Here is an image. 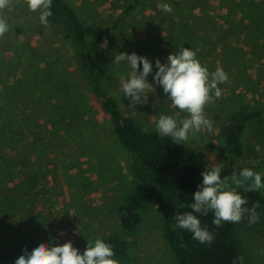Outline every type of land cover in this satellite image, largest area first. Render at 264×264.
I'll list each match as a JSON object with an SVG mask.
<instances>
[{"label":"rangeland","instance_id":"1","mask_svg":"<svg viewBox=\"0 0 264 264\" xmlns=\"http://www.w3.org/2000/svg\"><path fill=\"white\" fill-rule=\"evenodd\" d=\"M21 1L0 13L9 26L0 37V264H15L49 237L48 205L75 210L89 240L120 229L119 204L132 184L128 153L75 64L70 40L50 35L38 16L17 7ZM68 1L89 40L119 22L95 49L92 66L123 111L145 129H156L161 115L187 116L155 82L157 58L166 63L168 55L189 47L210 71L219 66L228 73L229 81L219 85L221 97L205 110L213 131L187 141L204 151L211 165L227 163L223 126L231 114L241 105L264 108V0H146L129 13L134 0ZM165 3L171 13L158 7ZM17 25L23 28L19 33ZM121 52L146 56L153 64L147 77L152 92L134 107L120 87L130 66L113 63ZM260 138L261 151L252 148L235 166L254 164L264 178V130ZM236 227L250 264H264V224ZM130 240L136 264H177L157 205L142 210Z\"/></svg>","mask_w":264,"mask_h":264},{"label":"trees","instance_id":"2","mask_svg":"<svg viewBox=\"0 0 264 264\" xmlns=\"http://www.w3.org/2000/svg\"><path fill=\"white\" fill-rule=\"evenodd\" d=\"M146 0H134L125 10L129 13L132 8ZM17 7L25 13H32L39 17L40 13L30 11L25 0ZM52 15L48 18L47 28L50 35L64 34L72 46V58L82 71L86 81L98 99L99 106L109 116L111 132L117 142L128 153V166L132 174V184L125 193V198L119 204L120 229L111 231L105 238L106 242L114 246L116 258L120 264H136L130 253L131 244L139 225L142 222V210L151 203L157 205L162 213L163 235L170 246L177 264H241L239 257H243V264H250L245 250L237 236L238 223H225L217 228L213 223L214 214L207 216L194 213L199 217L215 236L209 246L193 239L192 233L174 228V216L177 212L192 211L193 195L203 181L202 173L214 167L211 165L204 151L190 144H176L170 137L160 138L156 129H145L133 116L125 113L114 95L109 93L103 80L92 66V57L97 46L105 37L118 27L119 22L100 28L93 40L87 38V30L78 12L68 0H52ZM23 28L15 27L16 32ZM43 34V30H38ZM264 130V108L251 109L241 105L223 126L228 162L219 166L221 176L239 173L243 168H252L254 164L236 167L235 163L247 155V151L260 146V133ZM248 201L245 207L251 209L258 204V222L251 226L264 224V194L261 190L245 192L237 189ZM78 214V213H77ZM79 215V214H78ZM80 217V215H79ZM81 220V218H80ZM249 224L246 214L240 221ZM239 222V223H240ZM241 225V224H240ZM250 225V224H249ZM82 231V242L86 249L89 241ZM148 264V263H144Z\"/></svg>","mask_w":264,"mask_h":264},{"label":"clouds","instance_id":"3","mask_svg":"<svg viewBox=\"0 0 264 264\" xmlns=\"http://www.w3.org/2000/svg\"><path fill=\"white\" fill-rule=\"evenodd\" d=\"M30 11L39 12L41 24L47 26L52 15V0H25ZM13 0H0V13L3 10H11ZM162 11L171 13L170 4L158 5ZM9 30L8 23L3 15H0V37ZM126 62L130 66L127 79H122L120 87L124 96L130 98L129 107L144 103V96L153 85L147 77L153 72V64L146 57L135 52L128 54L121 52L114 56L116 65ZM141 63L143 65L140 71ZM154 80L163 87V91L171 101L173 108L187 113L186 118L177 119L172 115H161L156 122V132L160 138L170 137L172 142L184 145L197 133L213 131V121L206 115V107L214 103L222 95L220 84L229 81L228 73L217 67L215 71L202 64L197 58L196 52L189 47H182L179 51L168 55L167 62L162 63L159 58L155 61ZM255 151H261L260 146H255ZM222 169L214 166L203 171V181L193 195L192 211L179 213L174 216V228H180L192 233L193 239L201 244L209 246L214 241V234L203 226L201 220L194 213L207 216L209 212L214 214L212 223L222 227L225 223H239L247 214L249 224L259 220L257 212L258 204H253L251 209L245 207L248 201L237 189L245 192H253L264 189V178L260 172L245 167L239 173L233 172L230 176H221ZM233 185L235 187H233ZM63 233H61L62 235ZM89 243L83 253L73 246L71 240L63 244L49 246L47 242L40 243L31 252L25 250L15 264H120L116 258L114 246L103 238H96ZM243 264V257L238 258ZM235 264V261L233 262Z\"/></svg>","mask_w":264,"mask_h":264},{"label":"built area","instance_id":"4","mask_svg":"<svg viewBox=\"0 0 264 264\" xmlns=\"http://www.w3.org/2000/svg\"><path fill=\"white\" fill-rule=\"evenodd\" d=\"M63 204L58 207L46 206L44 213L49 225V237L44 241L52 246L69 240L81 253L85 250L82 242V224L75 210L67 209ZM61 233H63L61 235Z\"/></svg>","mask_w":264,"mask_h":264},{"label":"crops","instance_id":"5","mask_svg":"<svg viewBox=\"0 0 264 264\" xmlns=\"http://www.w3.org/2000/svg\"><path fill=\"white\" fill-rule=\"evenodd\" d=\"M24 177V176H23Z\"/></svg>","mask_w":264,"mask_h":264}]
</instances>
